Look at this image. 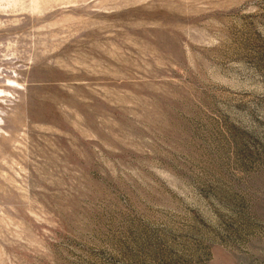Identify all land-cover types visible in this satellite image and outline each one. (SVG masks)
<instances>
[{
    "label": "rangeland",
    "instance_id": "rangeland-1",
    "mask_svg": "<svg viewBox=\"0 0 264 264\" xmlns=\"http://www.w3.org/2000/svg\"><path fill=\"white\" fill-rule=\"evenodd\" d=\"M0 264H264V0H0Z\"/></svg>",
    "mask_w": 264,
    "mask_h": 264
}]
</instances>
